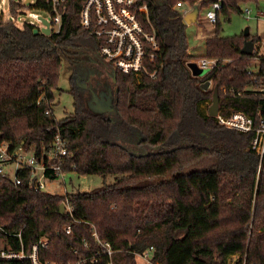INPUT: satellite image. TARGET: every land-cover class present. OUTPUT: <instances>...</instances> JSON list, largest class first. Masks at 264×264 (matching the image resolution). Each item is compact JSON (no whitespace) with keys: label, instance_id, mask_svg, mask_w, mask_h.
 Returning <instances> with one entry per match:
<instances>
[{"label":"trees","instance_id":"obj_1","mask_svg":"<svg viewBox=\"0 0 264 264\" xmlns=\"http://www.w3.org/2000/svg\"><path fill=\"white\" fill-rule=\"evenodd\" d=\"M176 1L139 0L150 9L161 73L149 79L112 69L113 110L93 111L85 93L73 87L75 109L60 119L53 106L65 59L70 57L78 75L87 67L80 62L98 54L99 43L79 24L84 0L67 3L58 33L46 34L30 22L19 27L12 18L0 20V140L23 143L40 158L59 129L72 154L68 170L75 166L73 172L81 175L114 177L91 190L70 180L73 219L60 212L66 197L35 190L27 171L20 172L23 182L17 187L0 174V239L6 246L21 249L20 240L8 233L21 232L27 252L45 237L50 244L41 258L67 261L76 257L72 250L84 239L91 240L94 224L102 239L121 249L114 255L117 264H137L135 252L150 246L153 262L160 264H230L235 256L234 264H264V156L252 149L253 133L227 128L209 115L215 87L223 114L244 111L256 122L264 114L262 37L252 36L257 50L244 55L249 37L221 35L219 18L222 13L230 19L231 11L242 12V3L260 0H221L204 55L217 59V65L203 77L188 66L195 56ZM185 1L201 11L215 0ZM12 2L15 19L18 7L27 5ZM32 7L51 9L43 0ZM205 80H212L214 88L204 89ZM223 175L237 185L252 177V206L223 212L228 208L222 199ZM234 219L241 225L228 226ZM67 225H72L71 235L64 231Z\"/></svg>","mask_w":264,"mask_h":264},{"label":"built area","instance_id":"obj_2","mask_svg":"<svg viewBox=\"0 0 264 264\" xmlns=\"http://www.w3.org/2000/svg\"><path fill=\"white\" fill-rule=\"evenodd\" d=\"M43 1L50 4L51 7L48 11L51 18L47 19L50 33H58L62 18L67 11V3L70 0ZM193 7L185 0H177L174 5V8L179 10L183 16L191 12ZM221 8V0L213 1L210 9L206 12V19L215 24ZM31 13L30 15L35 17L38 22L43 23V18L40 15ZM242 13L248 19L264 17L263 11L259 9L254 11L250 7L243 9ZM79 24L91 37L97 40L99 57L113 70L124 75H136L149 79H153L161 73L160 45L147 4H142L139 0H84L79 13ZM43 27H45L44 23ZM256 50L255 45L254 51ZM199 63L209 73L217 65V59L202 57ZM254 70L255 68L251 69V71ZM206 81L210 82V88L213 81ZM259 81L261 83L260 95L264 98V75L260 77ZM222 90L226 91L227 89L223 87ZM46 113H50V111L46 110ZM215 117L220 124L227 128L253 133L252 149L260 157L264 156V114L258 122L246 112L239 110L229 114H223L219 110ZM71 155L68 141L59 129L55 131L51 146L43 152L40 158L33 150L27 149L23 143L13 146L10 142L0 140V174L11 180L12 185L17 187L23 182L20 172L27 171L30 184L35 190L59 193L66 197L62 202L65 204V213L74 219V208L67 198L71 191L70 182L68 183L65 178L66 174L73 172L75 168L72 166L68 170L65 167ZM9 173H13V177H10ZM58 177L63 178L57 180ZM53 184L59 187V192L56 188L51 187ZM90 226L91 240L84 239L80 247L72 250L76 257L67 261L43 260L41 258V252L48 249L50 244L45 237L40 238L32 246L30 252H27L22 247L21 232L8 233L9 236L17 237L20 240L21 249H15L10 243L6 246L0 239V264H15V262L26 260H30L32 264H117L114 255L121 249L116 248L111 241L102 239L94 224ZM64 231L71 235L72 225L65 226ZM4 232L6 231L4 230ZM153 251V246H150L144 252H135L136 263L160 264L153 262Z\"/></svg>","mask_w":264,"mask_h":264},{"label":"rangeland","instance_id":"obj_3","mask_svg":"<svg viewBox=\"0 0 264 264\" xmlns=\"http://www.w3.org/2000/svg\"><path fill=\"white\" fill-rule=\"evenodd\" d=\"M12 1L13 0H0V20L7 21L12 18L13 20H15L16 25H18L19 27H22L24 22H30L34 23L37 27L42 28L43 23L38 22L35 17H32L30 15V13H37L46 20L51 18V14L49 12L38 10L32 7L38 2V0H17L18 2L20 1V3L26 4L27 7L19 6V13L17 14L18 16H16V18L14 19L11 15L10 7V2ZM30 5L31 9L28 7ZM246 7H250L254 11L259 9L264 12V0H260L258 3L250 2L242 3L240 5L241 10L245 9ZM208 9H210V6L204 7L200 11L198 21L195 23L187 24L186 29L188 43L191 52L195 56L189 61L188 66L191 69L193 75L200 77H203L208 73V70L201 66L199 60L205 55L206 38L211 36L214 31V24L207 20L205 16ZM219 18L222 23L221 35L223 36L244 35V30L247 27H249L250 29V36L248 39H251L252 36H261L262 40L260 41L259 48L261 50V54H264V17H260L259 19H248L242 12L238 13L237 11H231L230 19L226 18L222 13H220ZM98 56V54L90 56L89 62L100 59ZM69 58L65 59L63 63L58 83L59 89L55 91L56 98L55 105L53 106L55 116L60 119L74 111V95L71 92V89L73 87H75L78 91L85 93L87 103L93 111H110L111 108H113L112 101L115 88L113 84L114 78L111 73V67L107 65L104 66L105 69L101 68L97 70L95 69L96 67L94 65L91 66V69L90 66H88L84 67V72L83 69L81 70L83 73H80V75H76L74 70L69 66ZM89 62L81 61L80 64L81 66L88 65ZM90 70H93L94 74H91L90 79H85V73H88ZM199 71L201 72L199 73ZM210 88L213 89L214 84H212ZM9 174L10 177H13V173ZM62 178L63 177H58L57 180H60ZM65 178L68 183L72 179L74 183L79 185L82 190H91L104 185V182L110 183L114 180V177H108L107 179H104L102 176L97 174L81 175L76 172L66 174ZM251 178L252 177H249L246 179V181L240 182L241 185H237L231 182V177H229L228 175H223L222 199L223 203L228 207L223 210L224 213L227 214L229 212V209L238 211L240 210V207H244L246 205L247 207H250V205L252 206L251 200H254V188L250 190V186L252 184V181L254 182V180ZM243 186H245V188L242 189ZM51 187L56 188L57 192L60 191L57 185L53 184ZM230 219L232 218L228 217L225 225ZM238 225L241 224L236 223L235 219L233 222L228 224V226ZM239 236H243V234H239ZM237 258L238 257L235 256L232 260H230V264H234Z\"/></svg>","mask_w":264,"mask_h":264},{"label":"water","instance_id":"obj_4","mask_svg":"<svg viewBox=\"0 0 264 264\" xmlns=\"http://www.w3.org/2000/svg\"><path fill=\"white\" fill-rule=\"evenodd\" d=\"M199 15H200V9H199L198 6L195 5L193 7V10H191V12H189L188 14L185 15L184 21L186 22V24L195 23V22L198 21ZM42 20H43V23H44L45 27H43L41 29V32H44L46 34H50L49 21H47L46 19H42ZM35 32L39 33L40 30L36 29ZM244 35L246 37L250 36L249 27H247L244 30ZM254 48H255L254 40L253 39H246L245 42H244V45H243V47L241 49V53L244 54V55H249L250 56V55H252L254 53ZM200 72L201 71H199V73ZM209 86H210V82L209 81H206L205 83L202 84V87L204 89H209ZM219 103H220V90H219L218 87H215L214 93H213L212 104L209 107V115L210 116L215 117L218 114L219 109H220ZM111 110H113V108H111ZM60 212L62 214L65 213V204L64 203H62L61 206H60Z\"/></svg>","mask_w":264,"mask_h":264},{"label":"flooded vegetation","instance_id":"obj_5","mask_svg":"<svg viewBox=\"0 0 264 264\" xmlns=\"http://www.w3.org/2000/svg\"><path fill=\"white\" fill-rule=\"evenodd\" d=\"M99 57V56H98ZM100 58V57H99ZM95 66L96 68L95 69H105V67L104 66H109V67H111L109 64H107L106 62H104L101 58L100 59H98V60H96V61H91V62H89V64L87 65V67L88 66H90V69H91V66ZM111 69H112V67H111ZM105 71V70H104ZM112 72H113V70H112ZM111 72V73H112ZM80 73L81 72H79V75H80ZM91 74H94V71L93 70H90L88 73L86 72L85 73V75H86V77H84L85 79H90V77H91ZM114 80V79H113ZM87 81V80H86ZM113 84H115V81L113 82ZM84 91V90H83Z\"/></svg>","mask_w":264,"mask_h":264}]
</instances>
